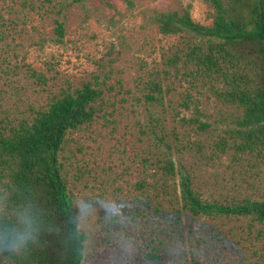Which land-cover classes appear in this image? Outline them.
I'll return each instance as SVG.
<instances>
[{"label": "rangeland", "instance_id": "374dc122", "mask_svg": "<svg viewBox=\"0 0 264 264\" xmlns=\"http://www.w3.org/2000/svg\"><path fill=\"white\" fill-rule=\"evenodd\" d=\"M185 9L212 24L206 0H0L4 124L86 82L103 89L100 113L60 151L87 236L81 264H264L262 225L252 217L183 208L182 171L203 200L264 199L261 160L216 147L241 110L187 76L183 36L158 28V13ZM167 160L175 174L163 169Z\"/></svg>", "mask_w": 264, "mask_h": 264}, {"label": "trees", "instance_id": "16d2710c", "mask_svg": "<svg viewBox=\"0 0 264 264\" xmlns=\"http://www.w3.org/2000/svg\"><path fill=\"white\" fill-rule=\"evenodd\" d=\"M206 1L214 9L212 24L194 20L188 9L160 12L156 23L163 34L183 36L185 74L203 87L209 84L221 101L241 110L237 125L216 142L217 149H233L235 160L253 154L264 164V0ZM57 31L63 35L62 24ZM179 59L177 54L171 62ZM154 89L161 91L158 83ZM147 97L158 99L153 93ZM102 98L103 89L86 82L53 96L29 118L0 120V259L6 264L82 263L87 236L79 227L60 151L70 131L93 122ZM163 169L175 174L173 160ZM180 173L184 209L193 215L252 217L264 237V199L203 200L192 176Z\"/></svg>", "mask_w": 264, "mask_h": 264}]
</instances>
